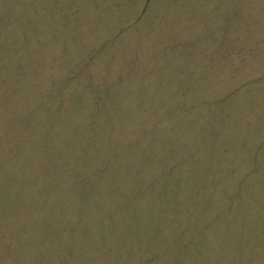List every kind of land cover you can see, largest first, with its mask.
I'll use <instances>...</instances> for the list:
<instances>
[{
    "label": "rangeland",
    "instance_id": "rangeland-1",
    "mask_svg": "<svg viewBox=\"0 0 264 264\" xmlns=\"http://www.w3.org/2000/svg\"><path fill=\"white\" fill-rule=\"evenodd\" d=\"M0 264H264V0H0Z\"/></svg>",
    "mask_w": 264,
    "mask_h": 264
}]
</instances>
